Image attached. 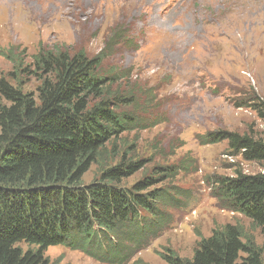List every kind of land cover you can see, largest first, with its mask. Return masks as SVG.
<instances>
[{"label": "rangeland", "instance_id": "rangeland-1", "mask_svg": "<svg viewBox=\"0 0 264 264\" xmlns=\"http://www.w3.org/2000/svg\"><path fill=\"white\" fill-rule=\"evenodd\" d=\"M54 46L101 54L104 70L136 98L127 109L137 123L112 139L83 182L99 180L107 165L142 161L121 184L156 177L169 194L160 208L174 214L172 224L127 264H168L166 248L190 258L201 237L229 223L241 225L264 258V226L220 208L209 183L264 173V162L232 155L227 141L204 142L221 130L264 138V118L241 106L248 93L264 99V0H0V77L11 80L9 50L29 64ZM22 80L37 94L35 76ZM45 256L51 264H109L63 245Z\"/></svg>", "mask_w": 264, "mask_h": 264}, {"label": "trees", "instance_id": "trees-1", "mask_svg": "<svg viewBox=\"0 0 264 264\" xmlns=\"http://www.w3.org/2000/svg\"><path fill=\"white\" fill-rule=\"evenodd\" d=\"M5 55L13 70L10 81L0 77V264H51L45 252L56 245L104 263H129L173 222L174 214L160 208L169 195L156 187L161 179L122 185L144 167L132 160L103 167L99 180L86 184L83 177L112 139L137 123L127 109L135 96L120 89L119 75L104 70L101 54L54 46L39 49L29 64L13 50ZM25 74L39 81L37 94L24 89ZM247 96L241 106L264 118V99ZM220 141L232 155L264 162V138L221 130L204 140ZM209 183L220 208L264 226V173L212 176ZM163 258L168 264H264L254 238L230 223L201 237L192 257L166 248Z\"/></svg>", "mask_w": 264, "mask_h": 264}]
</instances>
